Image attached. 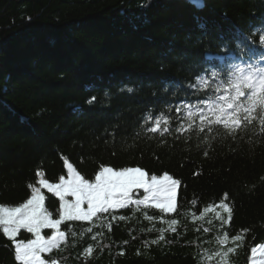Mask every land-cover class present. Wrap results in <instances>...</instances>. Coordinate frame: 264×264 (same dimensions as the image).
Masks as SVG:
<instances>
[{"label": "trees", "instance_id": "trees-1", "mask_svg": "<svg viewBox=\"0 0 264 264\" xmlns=\"http://www.w3.org/2000/svg\"><path fill=\"white\" fill-rule=\"evenodd\" d=\"M200 2L0 0V204L27 199L38 170L57 182L66 175L65 158L87 178L103 164L167 172L181 181L178 213L148 209L149 221L142 212L119 210L126 219L110 231L98 226L87 232V222H69L77 236L69 234L64 250L52 254L63 264H198L205 249L215 250L220 225L194 221L192 214L224 193L234 208L224 230H249L233 264H249L251 247L264 243V135L258 125L235 140L221 132L208 147L197 146L195 133L186 143L188 133L161 137L144 130L149 111L163 112L175 129L183 115L175 107L203 95L188 85L206 67L231 72L241 56L264 66V0ZM45 195L55 218L58 198ZM161 216L179 221L178 234L166 232L167 242L152 244L168 227ZM31 238L26 230L18 235ZM89 246L93 252L86 256ZM0 264H17L2 230Z\"/></svg>", "mask_w": 264, "mask_h": 264}, {"label": "snow or ice", "instance_id": "snow-or-ice-1", "mask_svg": "<svg viewBox=\"0 0 264 264\" xmlns=\"http://www.w3.org/2000/svg\"><path fill=\"white\" fill-rule=\"evenodd\" d=\"M194 2L202 6L200 0ZM259 40L264 44V34L259 36ZM223 50H226V46ZM240 59L246 66L236 64L231 72L208 66L196 77L194 84L188 85L194 93L203 95L197 96L195 102L186 100L175 107L177 114H183L178 116L179 123L175 129L171 126V119L163 112L153 116L149 111L143 121L149 126L144 130L158 133L161 137L171 135L173 131L181 135L188 133L186 143H190L191 134L195 133L198 147H208L221 132L235 140L240 133L256 125L260 134L264 135V66L254 65L244 60L243 56ZM260 59L264 61V57ZM167 110L172 112V106L169 105ZM207 154L205 151L204 155ZM64 167L66 175H60L57 182H50L45 178V173L38 170L37 183L28 185L30 195L27 199L16 206L0 204V230L14 246L17 264H63L52 254L64 250L62 246H67L69 234L73 238L77 236L69 222H87L90 225L87 232H92L93 227L98 226L107 227L110 231L113 222L126 219L123 215H117L119 210L142 212L149 221L154 217L147 214L148 209H157L162 214L178 213V186L181 181L167 172L157 175L149 174L138 166L116 168L102 164L92 178H87L67 158L64 159ZM45 189L58 198L55 218L45 206ZM197 203L196 199L191 201L193 205ZM197 212L192 214L194 221L206 222L210 226L214 225V221H219L220 225L215 250L205 249L198 264H233L231 257L243 246L249 230L241 229L234 235L224 230L225 226H230L234 216L228 194L224 193L218 203H209L202 210L198 208ZM209 215L211 219H208ZM160 221L167 223L168 227L159 229V236L151 241L152 244L167 242L166 232L178 234L179 221L176 218L165 221L161 216ZM62 225L67 230H62ZM201 227L205 233L212 230L211 227ZM21 230H26L32 238L18 239ZM45 230H51V234H45ZM99 235L96 233L92 239ZM250 251V264H264V243L256 244ZM92 252L93 247L89 246L85 255ZM44 254H49L48 258Z\"/></svg>", "mask_w": 264, "mask_h": 264}, {"label": "rangeland", "instance_id": "rangeland-1", "mask_svg": "<svg viewBox=\"0 0 264 264\" xmlns=\"http://www.w3.org/2000/svg\"><path fill=\"white\" fill-rule=\"evenodd\" d=\"M37 181H38V178H35V180H34L33 182H31V183H34V184H35V183H37ZM29 184H30V183H29ZM28 189H29V187H28ZM29 190H30V189H29ZM45 190H46V189H45ZM45 190H44V191H45ZM249 264H250V261H249Z\"/></svg>", "mask_w": 264, "mask_h": 264}]
</instances>
